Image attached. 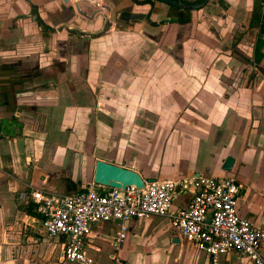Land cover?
I'll return each mask as SVG.
<instances>
[{
	"label": "crops",
	"instance_id": "1",
	"mask_svg": "<svg viewBox=\"0 0 264 264\" xmlns=\"http://www.w3.org/2000/svg\"><path fill=\"white\" fill-rule=\"evenodd\" d=\"M257 3L212 0L193 11L189 22L170 24L161 23L165 12L160 10L151 17L156 25L136 23L141 29L136 36L117 29L90 37L60 30L69 7L62 0H0V264H63L65 237L40 233L42 215L32 192L65 193L92 185L98 159L131 167L145 178L235 174L243 184L239 213L264 228V77L243 76L242 63L226 50ZM33 5L54 29L42 30ZM74 20L95 31L104 17L77 14ZM253 32L239 45L260 62L264 37ZM150 56L158 70L164 60L170 62L174 91L169 97L144 82ZM152 95L151 109L161 111L168 98L170 110L185 111L192 123L169 128L165 136L152 126L147 130L161 135L147 140L144 106ZM169 125L158 127L165 132ZM147 143L159 144V163ZM130 156L136 157L133 164ZM228 156L235 158L231 172L223 169ZM190 197L182 193L174 209L187 206ZM121 224L126 237L116 248ZM86 249L91 264H212L194 241L180 235L169 214L95 223ZM218 260L253 264L235 251Z\"/></svg>",
	"mask_w": 264,
	"mask_h": 264
},
{
	"label": "built area",
	"instance_id": "2",
	"mask_svg": "<svg viewBox=\"0 0 264 264\" xmlns=\"http://www.w3.org/2000/svg\"><path fill=\"white\" fill-rule=\"evenodd\" d=\"M242 183L232 175L199 173L177 179L146 181L143 188H112L93 183L70 192H32L42 217L43 237H65L63 264H91L86 244L93 224L152 215L172 217L180 235L194 241L212 264L220 255L235 251L253 264H264V228L239 213ZM182 193H191L185 207L174 209ZM127 227L120 225L114 246L120 247Z\"/></svg>",
	"mask_w": 264,
	"mask_h": 264
},
{
	"label": "flooded vegetation",
	"instance_id": "3",
	"mask_svg": "<svg viewBox=\"0 0 264 264\" xmlns=\"http://www.w3.org/2000/svg\"><path fill=\"white\" fill-rule=\"evenodd\" d=\"M62 1L68 3L69 7L64 8V12L67 13L68 18L66 20L60 21V25H57L60 27V30L66 29L71 34L90 37L108 34L117 29L124 31L125 35L134 32L136 36L139 30V28L136 27V23L142 21V23H146L150 26L156 25V22L153 21L151 17L153 13H159L160 10L165 12V18L161 21L162 24L189 22L191 20L193 11L204 9L212 2V0H209L201 8H191V4L200 3L203 0H175L184 5V7L160 0H100L101 2L99 3L98 7H92L93 3H86L82 1L80 4L81 8H83V12L89 15H95L100 12L104 17L103 27L101 29L89 31L81 28V22L79 20H74L73 23L71 22V19L77 14L88 19L87 16H84L77 11L75 4L73 3L74 0ZM258 1L259 4L257 3L255 5L251 16L248 17L242 29L236 31L232 42L226 48V50H228L233 57L240 60L242 63L243 76L249 78L252 81L258 77H264V60L257 62L255 58L247 55L239 44L248 31H254L253 33H258L259 36L264 37V0ZM38 6L33 5L32 11L42 30L44 32H48L49 30L54 29V26L46 23V21L41 17ZM145 6L147 7L145 8ZM97 8H99L100 11L97 12ZM122 54L125 56L126 52H122ZM232 176L238 179L235 174Z\"/></svg>",
	"mask_w": 264,
	"mask_h": 264
},
{
	"label": "rangeland",
	"instance_id": "4",
	"mask_svg": "<svg viewBox=\"0 0 264 264\" xmlns=\"http://www.w3.org/2000/svg\"><path fill=\"white\" fill-rule=\"evenodd\" d=\"M203 58V57H202ZM170 59H172V57H170ZM193 60L197 61L199 60V57L194 54L193 55ZM204 61H207V59L203 58ZM164 63L166 64L164 67H160V69L158 70L156 65V58H154L153 56H150V59L147 58L146 62H145V66H146V74H145V79L144 82L147 85L148 89H152L153 90H160L161 93L164 96H168L174 91V73L170 68V62L168 60H164ZM155 66V67H154ZM148 73V74H147ZM153 74L154 77H153ZM100 89L102 91L104 90H108L107 87H105L104 85H102V87H100ZM148 91V90H147ZM177 96L179 98H177L176 100L180 99V95L177 94ZM154 97L153 95L151 96V100H147L145 101L146 106H144L145 109V116H144V120H145V136L143 133H130L131 135H143L147 140L150 141V139H153V136H156L160 133L158 132H149V130H147V128H152L156 127L157 129H160V132L162 134V136L167 135V129L171 128V131L177 129V126L181 125L184 126L185 123H187V126L189 123H192L191 120H189L188 117H184L185 115V111L180 110V111H176V113H173L168 105V98L164 99L163 103L166 104V106L164 108H161V111H158V109H151L150 106H147L148 104H152L153 103V99ZM143 107V106H141ZM140 109V108H139ZM142 111V110H141ZM136 112V110H135ZM133 113L132 111H129L127 113V115L129 117L132 116L133 118ZM130 120V119H129ZM164 123H170L169 127L166 128L165 132L161 129L162 126L158 127L161 124ZM157 125V126H156ZM168 126V125H166ZM165 127V126H163ZM126 136L129 135V133H124ZM160 134V135H161ZM165 141V140H164ZM131 142V140H130ZM216 145V148L218 150H221V145L218 142L214 143ZM147 147H148V153L150 155V157H152L154 159V161L156 163L160 162L159 156H160V150H159V144H156L154 146H152V143H147ZM130 160V164H133L134 161L136 160V157L130 156L129 157ZM202 161H204V158L202 159ZM201 161V162H202ZM206 170L205 168H202L201 171ZM212 173V172H211Z\"/></svg>",
	"mask_w": 264,
	"mask_h": 264
},
{
	"label": "water",
	"instance_id": "5",
	"mask_svg": "<svg viewBox=\"0 0 264 264\" xmlns=\"http://www.w3.org/2000/svg\"><path fill=\"white\" fill-rule=\"evenodd\" d=\"M84 1L86 3H93L92 7L99 6L98 0H74L75 7L80 14L87 16L88 18H93L94 14H87L83 12V8H81V2ZM165 1L167 3H171L177 6L184 7L181 3L175 0H160ZM209 0H203L200 3H193L190 5L191 8H201L203 7ZM96 11H100L99 8ZM235 164V158L232 156L226 157L223 163V169L230 171L233 169ZM199 174V173H198ZM191 177V176H189ZM156 177H143L142 174L131 168L124 165H119L110 161H106L103 159H98L95 164L94 171V183L109 186L112 188L126 189L130 186H135L136 188H143L146 184V181H155Z\"/></svg>",
	"mask_w": 264,
	"mask_h": 264
},
{
	"label": "trees",
	"instance_id": "6",
	"mask_svg": "<svg viewBox=\"0 0 264 264\" xmlns=\"http://www.w3.org/2000/svg\"><path fill=\"white\" fill-rule=\"evenodd\" d=\"M71 183V182H70Z\"/></svg>",
	"mask_w": 264,
	"mask_h": 264
}]
</instances>
